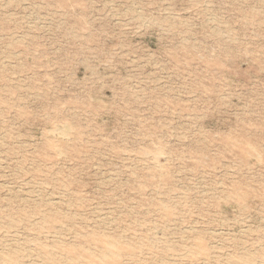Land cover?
Instances as JSON below:
<instances>
[{
	"label": "rangeland",
	"instance_id": "374dc122",
	"mask_svg": "<svg viewBox=\"0 0 264 264\" xmlns=\"http://www.w3.org/2000/svg\"><path fill=\"white\" fill-rule=\"evenodd\" d=\"M0 264H264V0H0Z\"/></svg>",
	"mask_w": 264,
	"mask_h": 264
},
{
	"label": "bare ground",
	"instance_id": "6f19581e",
	"mask_svg": "<svg viewBox=\"0 0 264 264\" xmlns=\"http://www.w3.org/2000/svg\"><path fill=\"white\" fill-rule=\"evenodd\" d=\"M14 221V220H13Z\"/></svg>",
	"mask_w": 264,
	"mask_h": 264
}]
</instances>
